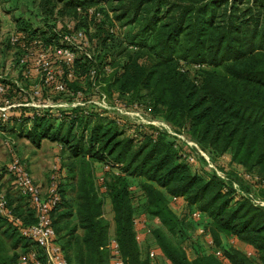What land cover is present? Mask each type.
Wrapping results in <instances>:
<instances>
[{"label":"trees","instance_id":"obj_1","mask_svg":"<svg viewBox=\"0 0 264 264\" xmlns=\"http://www.w3.org/2000/svg\"><path fill=\"white\" fill-rule=\"evenodd\" d=\"M99 1L38 0V4L46 18L54 13L56 17L82 14L97 18L96 12L104 10L93 5ZM104 1L112 10V20L120 22L119 31L109 26L111 22L97 25L96 53H75L78 73L85 77L95 68L99 87L108 97L114 91L141 103L146 98L145 105L154 115L195 141L213 161L228 153L239 171L264 178V0ZM126 24L132 26L123 35L120 27ZM53 38L57 42L55 35L47 39ZM108 64L109 70L105 68ZM76 79L80 78L67 81L69 88ZM4 81L5 95L12 96L16 85L10 79ZM77 110L64 113L62 118L69 122L65 130H61L63 122L52 128L47 118L52 114L46 113L35 116L30 125L28 116L18 122L15 113L8 122L18 123V129L13 130L34 143L58 139L72 156L81 160L89 156L110 165L105 185L124 264H151L147 254L141 255L135 238L133 216L139 213L152 220L158 217L160 225L151 227L154 242L150 245L158 246L165 260L172 264H223L210 252L196 250L188 256L180 244L185 239L181 219L169 204L172 194L184 197L187 215L194 208L203 212L204 226L232 264H264V206L246 196L235 197L233 188L224 191L223 184L236 180L242 189L263 199L264 186L243 179L238 170L226 172L216 161L228 181L214 170L200 174L185 157L194 147L165 128L145 124L136 139L126 134L111 114ZM75 123L80 125L78 134L72 131ZM196 158L200 165L205 161L201 155ZM132 177L138 178V188L130 183ZM76 178L75 204L66 197L64 182L58 181L60 198L51 210L54 228L68 264H108V223L88 163L82 162ZM136 192L144 199L141 207L133 202ZM6 196L24 222L35 220L31 211L14 204L7 192ZM73 215L76 220H67L63 226L62 241L59 231L63 228L57 223ZM78 227L82 232L76 231ZM231 235L250 245L255 255L224 244L223 236ZM19 240L22 248L29 244L0 214V264H18L19 253L12 248Z\"/></svg>","mask_w":264,"mask_h":264},{"label":"built area","instance_id":"obj_2","mask_svg":"<svg viewBox=\"0 0 264 264\" xmlns=\"http://www.w3.org/2000/svg\"><path fill=\"white\" fill-rule=\"evenodd\" d=\"M92 8L90 11L92 12ZM99 14V12H96ZM113 29V27H112ZM85 34L81 28H76L66 33H62L59 40L55 42V38L51 41H46L38 33H29L22 30H14L9 36V44L15 47L19 54L14 58V64L19 70L22 79L15 78L12 81L16 85V91L12 96L5 95L7 84L4 79L7 76L0 71V122L7 123L12 119V115L17 114L16 119L19 122L23 115L28 116L27 122H32L35 116L51 112H56L58 118H62L65 112H72L78 109V112L88 114L90 111H102L110 114L116 112L111 109H117L119 114L133 116L137 122L152 123L162 125L170 134L176 135L179 139L187 142L191 147H194L193 152L185 154L189 162L196 159V154L204 157V164L214 170L220 177L228 181L226 173L221 170L209 154L200 148L193 140L187 138L184 134L175 132L174 129L164 120H155L149 114L150 108L147 107L143 112L140 110L141 103L135 101L134 109H126L121 106L116 107L106 102L107 95L101 92V96L97 101L91 98L81 97V89H72L68 87L67 81L75 78H81L78 73V68L74 65L75 50L82 47L81 40L84 43ZM64 42V43H62ZM90 56L89 53H87ZM106 68V66H105ZM109 70V68H106ZM91 83L99 86L96 81V70L91 68L89 71ZM29 80V84L24 85L23 81ZM55 92L63 98H53L49 94ZM91 103V106L88 104ZM136 110V111H135ZM109 111V112H108ZM114 116V115H113ZM117 122L120 123L121 117L115 116ZM6 143L9 146V151H12L13 140L8 138ZM59 157H56L54 165L50 168V173L47 177V184L43 187L33 178L25 161L21 160L13 153V157L6 164V169L13 176V185L17 192L22 194L30 204L35 220L33 222H24L23 219L14 213L11 204H9L5 190L0 187V214L6 217L18 232L29 241V244L22 248L18 254V264H68L58 234L54 228L51 216L52 208L59 201L58 181L60 175ZM104 169H108V163H102ZM239 175L254 184L264 186V178H260L257 174L240 170ZM104 174H99L97 177L101 189H106ZM232 185V186H231ZM233 188L235 197L246 196L255 203L264 206V199L255 194L253 191H246L241 188L236 180H232L229 185L225 181L223 190L227 191ZM185 202L181 195H170L169 202L177 204ZM188 217L198 222V231L204 236L206 243L210 246V253L219 258L223 264H232L223 251V248L216 245L210 231L204 226L203 212L197 208L189 211ZM148 216L144 213L133 216V226L135 230V238L141 245L151 232L148 223ZM153 220L159 222L158 217ZM231 242L240 241L236 236H229ZM245 248L242 250L249 256H254L255 252L250 245L243 242ZM232 245V244H231ZM109 252V260L111 264H124L121 256L119 244L115 238L114 232L108 233V239L105 245ZM241 249V248H240ZM147 256L153 260L157 255L163 256L160 248L156 245H150L146 250Z\"/></svg>","mask_w":264,"mask_h":264},{"label":"rangeland","instance_id":"obj_3","mask_svg":"<svg viewBox=\"0 0 264 264\" xmlns=\"http://www.w3.org/2000/svg\"><path fill=\"white\" fill-rule=\"evenodd\" d=\"M93 5L97 8L104 9L101 10V13L98 14L99 17L97 18H95L94 16L84 17L82 16V14L79 16H70V14H63L58 15L56 17L55 13L50 14L48 18H46L45 12L39 7L38 0H0V69H2L1 72L5 74L4 71L9 65L8 63H10V60L8 59H11L14 64V58L17 57L19 54V51L9 44V36L12 32H14V30H22L29 33H41L42 38L46 41L49 40L47 38H49L51 35H55L57 42L60 43L61 41L58 39L60 38V32L66 33L73 29L81 28L85 34V39L84 43L83 40H81L80 42V44L83 45L82 47L74 49L75 53L77 54V56L82 55L83 52L90 54H92L93 52L96 53L97 25L102 22H111L112 24L109 26H113V28L117 29L119 28L117 27V25H120V22L114 18L112 20V10L110 9L108 2L100 0L99 2H96ZM111 20L114 21V23ZM131 26L132 24H126L125 26L120 27V33H123V35H125L126 33L124 34V32L128 30V28H130ZM117 30L119 31V29ZM44 37L47 38L45 39ZM143 60L144 59H141V61ZM14 67H16L15 64ZM106 68H110L109 64L106 65ZM5 75L8 76V73ZM97 80L98 78H96V81ZM91 81L92 79L90 78V75L85 74V77L83 75L80 79H76L74 81V83L72 84V88L81 89V97H83V99L91 98L94 101H97L101 96V92L103 91L100 89L99 86L92 84ZM49 94L53 98H63V96H60L55 92L49 91ZM145 100L147 99L142 98V103L138 102L141 103L139 110L141 112H143L147 108L145 105L147 102ZM106 102L116 107H125L126 109H134L133 105L135 103V101H132L130 99L129 95H122L114 91L112 92V95L110 97L107 96ZM88 106H91V103H89ZM111 110L116 111L110 112L111 115L121 117V121L119 123L120 128L124 129L126 134H131L136 139L140 138L139 130L143 128L145 124H152L137 122L133 117L134 115H122L119 114V111H117V109ZM93 113L96 112L90 111L88 114L91 115ZM50 114H52V116L47 118L50 120L52 128L56 129V127H58L61 122H63L61 130H65L68 127V120H65V118H58L56 112H51ZM145 115L152 116L153 118H155L156 122L157 120L162 119L159 115H154L152 111H150L149 114ZM79 118L77 123H79L80 121ZM77 123H75V125H72V131L78 134L80 130V125H77ZM17 124L18 123L12 122L0 123V187H2L7 192L8 196L11 198V201H13L14 204H22L24 208L28 209V212L31 211L33 213V210L27 200L24 197H20L19 193L13 185L12 174L6 169V164L13 157V153L21 160L25 161L28 167L34 164H45L44 170L46 174L48 173V175L50 173V168H52V166L54 165L56 157H59V164L61 167L59 179L64 182V187L66 188V197L70 199L72 198L71 202L73 204H75L74 198L77 193L78 186V181L76 177L81 167V164L84 161L85 163H88L90 172L92 174L94 186L103 199L102 215L107 220L108 231H113L114 222L110 194L106 189L100 188V183L97 180L99 174H104V177L106 179H108L110 176L107 174V171L104 169V167H102V163L99 161L92 160L89 156H86L84 160H81L80 156H72L70 151L58 139L51 140L49 138H43L40 143H34L26 136H22L21 133H16L17 131L13 130L14 127L18 129L19 126ZM152 126L158 129L164 128L162 125L152 124ZM8 138H11L14 142L12 146V151H9V146L6 143ZM229 158V154L226 153L225 155L216 158L215 161L218 162L226 170V172L233 174V172L238 169L236 168V164L231 162ZM34 160L37 161L34 163ZM199 163L200 161L198 160V158H196L195 161L190 162L188 164L191 166L192 169L198 171L200 174H208L209 168L204 163L201 165ZM130 183L137 186V188L139 187L138 178L132 177L130 179ZM143 200V197L141 195H138V193L136 192L135 197L133 198V202L135 204H139L138 206L141 207ZM169 204L171 209L181 219L180 226H182V233L185 236V239L181 241L180 244L185 249L188 256L191 257L194 251L196 250L202 252H209L210 246L206 243V240L202 233L198 231L199 223L192 220L187 215L188 208L186 203L181 201L177 204H172L170 202ZM28 212H26V215L30 213ZM140 214L142 213L136 215ZM57 215L58 212L56 213V216ZM148 219L150 228H154L160 225L159 222L152 220L149 217ZM67 220L68 222H74L76 220V216L73 215L69 219L63 217L58 221L57 224L63 228L59 231L60 236H62L61 239H63L62 241H64V237L62 234L66 230V228H64L63 226L67 223ZM76 231L82 232L81 228L79 227ZM152 234L153 233L151 230L148 235L149 238L147 237L148 241L144 242V244H141L140 252L142 256H145L147 247L150 245V243L154 242V237ZM14 238H16V236H14L11 241H13ZM11 241H9V243ZM223 243L232 244L235 247L241 249L245 248V245L240 241L232 243L229 236H223ZM12 249V251H16L19 253L22 250V241L20 242L19 240L18 243ZM166 261L167 260H165L163 256L157 255L153 260H151V264H163ZM108 262V264H111L109 259Z\"/></svg>","mask_w":264,"mask_h":264},{"label":"crops","instance_id":"obj_4","mask_svg":"<svg viewBox=\"0 0 264 264\" xmlns=\"http://www.w3.org/2000/svg\"><path fill=\"white\" fill-rule=\"evenodd\" d=\"M10 60V63H8L9 65L7 66L6 70L4 71L5 74L8 73V76H7V79H10V80H13L15 78H18V79H22V77L20 76L19 74V70L17 67H14V64L13 62L11 61V59H8ZM8 69V70H7ZM2 69H0L1 71ZM24 85H28L29 84V80H24L23 81ZM27 125H30V122H27ZM38 160V159H37ZM37 160H34V163L37 161ZM44 166L45 164H34V165H31L29 168L33 178L35 179V181H37L39 184H41L43 187L46 186L47 184V177H48V173L46 174L45 173V170H44ZM44 170V171H43ZM243 243V242H242ZM244 244V243H243ZM245 245V244H244ZM167 260V259H166ZM168 264H171L169 262V260L166 261Z\"/></svg>","mask_w":264,"mask_h":264}]
</instances>
